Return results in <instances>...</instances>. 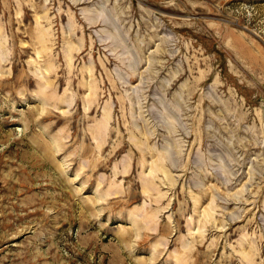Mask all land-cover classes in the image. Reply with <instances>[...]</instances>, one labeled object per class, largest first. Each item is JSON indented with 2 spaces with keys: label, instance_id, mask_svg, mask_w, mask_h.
I'll return each instance as SVG.
<instances>
[{
  "label": "rangeland",
  "instance_id": "374dc122",
  "mask_svg": "<svg viewBox=\"0 0 264 264\" xmlns=\"http://www.w3.org/2000/svg\"><path fill=\"white\" fill-rule=\"evenodd\" d=\"M0 264H264V0H0Z\"/></svg>",
  "mask_w": 264,
  "mask_h": 264
}]
</instances>
